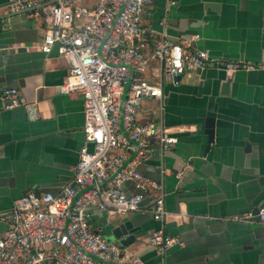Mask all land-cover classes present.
<instances>
[{
    "label": "crops",
    "instance_id": "1",
    "mask_svg": "<svg viewBox=\"0 0 264 264\" xmlns=\"http://www.w3.org/2000/svg\"><path fill=\"white\" fill-rule=\"evenodd\" d=\"M7 1L0 0V212L30 190L59 192L84 145L82 96L59 90L67 61L56 47L41 51L43 19L11 14ZM173 1L156 0L144 23L153 36L192 42L209 61L178 80L158 63L144 72L161 84L163 95L144 99L137 120L161 123L177 143L160 151L151 140L148 153L129 159L162 186L166 215L153 218L149 205L158 191L147 189L139 211L89 209L91 228L108 238L114 226L129 223L121 238L132 234L133 241H111L144 264H264V222L235 220L264 204V0ZM227 63L246 67L228 70ZM7 87L22 100L38 101L37 120H29L22 106L4 107ZM206 117L214 119L211 143ZM121 187L127 194L140 191L133 181ZM5 228L0 221V232ZM159 230L178 242L163 250L151 245L149 237Z\"/></svg>",
    "mask_w": 264,
    "mask_h": 264
},
{
    "label": "built area",
    "instance_id": "2",
    "mask_svg": "<svg viewBox=\"0 0 264 264\" xmlns=\"http://www.w3.org/2000/svg\"><path fill=\"white\" fill-rule=\"evenodd\" d=\"M155 1H7L5 8L11 14L40 16L45 23L41 51L49 53L56 47L67 61L68 73L59 90L82 96L84 145L72 177L59 192L30 190L0 212V221L6 224L0 232V264H144L92 230L88 210L139 211L145 199L142 191L149 189L158 191L149 205L153 218L162 220L166 215L162 186L134 166V159L149 152L151 140L160 151L177 143V137L161 123L137 120L144 99L160 100L163 95L161 84L143 74L158 63L171 78L205 66L209 58L190 41L176 42L163 33L153 36L143 17ZM225 66L228 70L246 67ZM1 96L5 108L22 106L29 120L38 119L37 100H22L14 87L4 88ZM132 154L134 159L129 160ZM126 181H133L140 191L125 193L121 186ZM252 218L264 222V204L256 214L248 212L235 220ZM177 242L160 230L149 237V243L160 250Z\"/></svg>",
    "mask_w": 264,
    "mask_h": 264
},
{
    "label": "water",
    "instance_id": "3",
    "mask_svg": "<svg viewBox=\"0 0 264 264\" xmlns=\"http://www.w3.org/2000/svg\"><path fill=\"white\" fill-rule=\"evenodd\" d=\"M174 80H178L179 79V75H175ZM130 81V80H129ZM129 81L127 82V84L125 85V90L122 94L121 97V103H120V111L122 113L123 110V104L125 101V94H126V90L128 88L129 85ZM229 80H225V82L223 83V86L225 89H227ZM213 124H214V119L212 117H206L205 118V134L207 135V140L208 143H211L213 141ZM129 223H124V224H117L116 226H114V228L112 229V234L113 236L108 237L107 240L111 241V239H113L114 237L119 238L120 242L124 245L129 244L131 241H133V236L132 234H128L127 236H125V238H121L122 235L126 234V229L128 228ZM113 237V238H112Z\"/></svg>",
    "mask_w": 264,
    "mask_h": 264
}]
</instances>
